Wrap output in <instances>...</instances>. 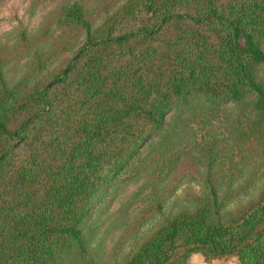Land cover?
Segmentation results:
<instances>
[{
    "label": "trees",
    "instance_id": "obj_1",
    "mask_svg": "<svg viewBox=\"0 0 264 264\" xmlns=\"http://www.w3.org/2000/svg\"><path fill=\"white\" fill-rule=\"evenodd\" d=\"M67 16L84 40L56 76L41 58L12 87L0 71V264L84 255L101 193L144 143L170 136V113L231 104L264 136V0H124L88 21L78 7ZM204 190L122 264H264V190L229 213L210 181Z\"/></svg>",
    "mask_w": 264,
    "mask_h": 264
},
{
    "label": "rangeland",
    "instance_id": "obj_2",
    "mask_svg": "<svg viewBox=\"0 0 264 264\" xmlns=\"http://www.w3.org/2000/svg\"><path fill=\"white\" fill-rule=\"evenodd\" d=\"M123 1L0 0V71L7 85L20 81L36 58L46 60L42 63L47 64L48 80L64 67L84 40L80 27L67 16L73 8H80L88 21L97 9ZM257 76L264 82V69ZM248 109L245 105L244 111ZM189 114L170 113V136L144 143L115 172L81 227L85 254L73 249L58 264H122L157 228L181 211L195 210L206 198V180L225 206L224 213L241 210L264 190V136L253 133V114L240 113L231 104L214 115ZM238 116L244 117L242 126ZM187 264L238 260H205L192 254Z\"/></svg>",
    "mask_w": 264,
    "mask_h": 264
}]
</instances>
